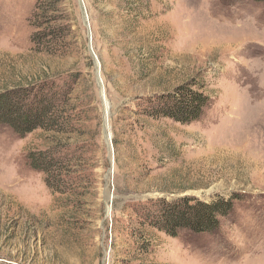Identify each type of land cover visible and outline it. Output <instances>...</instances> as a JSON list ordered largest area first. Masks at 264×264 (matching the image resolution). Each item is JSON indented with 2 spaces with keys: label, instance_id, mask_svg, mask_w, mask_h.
I'll use <instances>...</instances> for the list:
<instances>
[{
  "label": "rangeland",
  "instance_id": "rangeland-1",
  "mask_svg": "<svg viewBox=\"0 0 264 264\" xmlns=\"http://www.w3.org/2000/svg\"><path fill=\"white\" fill-rule=\"evenodd\" d=\"M55 1L42 21L60 15L66 32L35 46V6ZM193 77L209 96L199 119L141 111ZM72 79L67 185L49 188L27 158L57 134L0 123V264H121L142 228L150 264H264V1L0 0V93ZM216 194L241 198L212 234L170 236L133 211Z\"/></svg>",
  "mask_w": 264,
  "mask_h": 264
},
{
  "label": "trees",
  "instance_id": "trees-1",
  "mask_svg": "<svg viewBox=\"0 0 264 264\" xmlns=\"http://www.w3.org/2000/svg\"><path fill=\"white\" fill-rule=\"evenodd\" d=\"M57 4L55 1L53 5L39 3L35 6L31 16L39 22L35 23L37 30L31 36V42L35 46L50 42L51 39H55L51 41L56 42L63 38L68 27L63 23V17L55 15L46 21L47 23L42 21L49 10L59 11ZM73 84V79L61 83L52 81L17 87L0 93L1 124L12 127L21 136L36 128L57 134L53 138L58 143L50 146L49 150L27 154L31 167L45 173L44 181L52 190L68 183L60 174L58 167L76 160V148H81L72 146L68 139L62 140V137H58L74 131L76 119L63 108V103L73 90ZM204 84V79L193 77L170 91L142 97L139 107L143 113L153 117H169L182 123L197 120L209 102V96L203 89ZM55 169H59V173ZM54 172L56 175L50 180L48 175ZM240 198V194L228 196L216 194L205 199L184 197L167 200L163 197H150L133 204V211L142 226L155 228L170 236H177L182 230H189L195 234H212L218 230L220 219L229 218L233 210V201ZM132 237L137 254L133 253L129 261L121 259L120 263L150 264L147 255L152 250L153 240L148 232L142 228L137 233L133 232ZM142 252L143 256L139 254Z\"/></svg>",
  "mask_w": 264,
  "mask_h": 264
},
{
  "label": "water",
  "instance_id": "water-1",
  "mask_svg": "<svg viewBox=\"0 0 264 264\" xmlns=\"http://www.w3.org/2000/svg\"><path fill=\"white\" fill-rule=\"evenodd\" d=\"M81 2V0H79ZM81 5V4H80ZM104 135H106V129L104 128Z\"/></svg>",
  "mask_w": 264,
  "mask_h": 264
},
{
  "label": "bare ground",
  "instance_id": "bare-ground-1",
  "mask_svg": "<svg viewBox=\"0 0 264 264\" xmlns=\"http://www.w3.org/2000/svg\"><path fill=\"white\" fill-rule=\"evenodd\" d=\"M85 20V19H84Z\"/></svg>",
  "mask_w": 264,
  "mask_h": 264
}]
</instances>
